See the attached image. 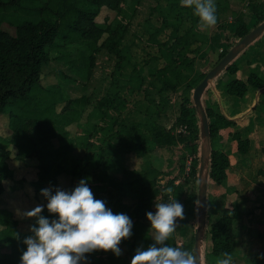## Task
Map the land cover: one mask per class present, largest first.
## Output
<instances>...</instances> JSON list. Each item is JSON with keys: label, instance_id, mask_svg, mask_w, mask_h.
I'll list each match as a JSON object with an SVG mask.
<instances>
[{"label": "rangeland", "instance_id": "1", "mask_svg": "<svg viewBox=\"0 0 264 264\" xmlns=\"http://www.w3.org/2000/svg\"><path fill=\"white\" fill-rule=\"evenodd\" d=\"M215 3L217 23L202 31L193 8L182 5L180 0H143L135 17L126 21L129 26L122 33L124 40H116L111 45L107 43L111 34L106 28L114 27L115 22L121 23L124 18L118 13L116 3L114 7L103 6L95 17L96 23L104 28L103 33L80 45H72L84 49L86 58L90 52L85 48L87 43L99 48L94 69L77 71L84 67V59L68 69L58 60V47L49 50L50 61L40 74L37 97L40 111H47L40 119L25 121L20 129L25 138L36 140L37 131L46 119L58 136L53 139L55 148L69 145L62 154L54 156L64 171L50 183L52 171L44 170L47 160L40 156L39 150L21 157L13 143L9 115L0 111V162H4L8 172L5 191L0 195V210L14 222L6 226L10 229L6 238L14 239L18 232L31 233L30 226L36 218H28L23 213L37 205H46L41 189L71 190L80 179L87 177L95 198L104 200L114 212H124L133 222L141 223L148 246L154 241L146 212H154L155 203L179 200L184 206V216L177 218L176 231L165 243L193 253L201 128L199 122H195L194 128L179 122L181 102L185 96L192 102L195 76L210 70L217 54L229 50L238 41L233 33L235 19L248 14V28L253 29L258 21L251 7L264 8V0H215ZM161 22L168 26L158 33L156 41L173 56L180 51L188 65L172 63L167 50L160 51L152 43L150 47L148 37L161 27ZM182 125L188 126L187 133L179 132ZM193 135L200 138L198 147L194 146L197 140ZM189 158L192 165L198 162L194 175H191V164L190 172L185 171ZM131 172L148 173L157 194L147 205L138 206L134 199L125 196L122 210L118 203L109 201L113 192L109 183L132 178ZM39 177H44L41 187L37 185ZM191 197H195L194 202H190ZM42 213L51 216L46 207ZM8 241L4 239L0 243V258L14 255V264L17 260L20 264L26 246ZM133 241V236L122 240L121 255L113 256L110 264H130L133 255L128 250ZM210 248L206 235L202 264ZM98 254L104 264H108L106 257L113 255L111 251H98Z\"/></svg>", "mask_w": 264, "mask_h": 264}, {"label": "trees", "instance_id": "2", "mask_svg": "<svg viewBox=\"0 0 264 264\" xmlns=\"http://www.w3.org/2000/svg\"><path fill=\"white\" fill-rule=\"evenodd\" d=\"M142 2L143 0H0V111H6L9 115L10 127L14 134L13 143L19 155L21 157L28 156L39 150L40 156L46 157L47 163H45L44 170L52 171L50 173V183H54L55 178L64 171L61 163L60 165L56 164L54 156L60 152L62 154L66 148H69V145L62 144L59 148H55L53 139L58 136L55 128L48 121H45L46 119L42 121V126L37 131L36 140L25 138L20 129L25 121L40 119L42 114L47 111L46 109L43 113L40 111L37 97L40 93V74L50 61L49 50L52 47H58L60 51L58 60L62 61L68 69H72L74 65L83 59L85 60L84 67L77 68V71H84L88 68L94 69L95 64L93 61L95 54L99 52V48H96L91 42L87 43L85 48L89 49L90 52L88 58H86L84 49L72 47V45H80L91 38L99 37L104 28L96 23L95 17L103 6L114 7L115 3L118 6V13L123 16L124 21L121 23L115 22L114 27L110 25L106 28L111 34L107 43L111 45L116 40H124L122 33H126L129 26L126 21L135 17ZM171 12L176 13V10L172 9ZM251 12L257 18L258 24L264 21V8L261 5L251 7ZM247 17L248 14L244 17H238L233 23V33L238 41L251 30L248 28ZM5 26L11 29H7ZM167 26L166 22H161V27H157L149 35L150 47L152 43L160 51L167 50L161 46L159 41H156L158 33L163 32L164 27ZM152 41H155V43ZM226 53L227 50H223L220 54H217L218 57L212 68ZM168 54L172 56L170 58L172 63L189 64L180 51L174 53V56L171 53ZM224 70L234 73L236 68L230 63ZM206 73L195 76L192 81L194 89ZM262 84L261 79L255 75H249L245 81L232 79L227 85L226 91L229 95L242 97L249 89L261 87ZM191 103V100L186 96L183 98L179 122H186L190 128H194L197 126L195 122H198V118ZM205 110L209 121L211 141L208 164L209 179L216 184H221L225 180L229 161L225 153L216 149L215 141L219 130L231 126L233 122L227 120L218 111H211L206 107ZM188 126L186 127L188 128ZM193 136H195L193 139L197 140H195L197 143L194 146L197 144L198 147L200 138H196V135ZM235 136L239 153H245L248 149V142L241 141L237 135ZM196 165H198V162L191 164V175L195 174ZM7 175L8 172L4 162H0V195L5 191ZM131 176L132 178L111 180L109 183L111 190H113L109 196V201L118 203L122 210L125 208L123 204L125 196L134 199L138 206L139 204L147 205L157 194L148 173L131 172ZM43 178L39 177V183L37 184L39 187H41ZM194 199L195 197H191L190 202H194ZM42 214L47 216L44 213ZM137 216L135 214V217ZM232 221L229 215H223L218 221L209 225L206 235L209 236L211 248L209 252L204 254L205 264H215L216 259L225 251L231 253L232 257L234 256L235 244ZM9 223L13 224L14 222L4 211L0 210V226L2 228L0 243H3L4 239H8V243L12 242L14 245L23 244L26 246L23 243L24 238L31 233L25 235L18 232L16 238H6L10 231L6 227L9 226ZM131 236H133L134 241L129 245L128 254L134 255L133 247L136 250V244L140 247H148L147 236L138 220L133 222ZM86 255L88 256L87 264H104V260L99 257L98 251H96V254L92 252ZM113 256L110 254L106 257L108 264L113 263ZM13 259L14 255H5L0 258V264H14Z\"/></svg>", "mask_w": 264, "mask_h": 264}, {"label": "clouds", "instance_id": "3", "mask_svg": "<svg viewBox=\"0 0 264 264\" xmlns=\"http://www.w3.org/2000/svg\"><path fill=\"white\" fill-rule=\"evenodd\" d=\"M180 3L193 8L200 30L216 25L215 0H180ZM88 179H80L71 190L41 189L46 205L23 213L36 219L30 226L31 234L24 238L26 249L20 264H87L86 254L95 251L121 255L120 243L131 237L133 221L126 213L114 212L104 200L95 198ZM45 207L51 216L42 214ZM154 207V212H146L154 242L148 247H138L130 264H197L191 251L165 243L176 231L177 218L184 216L183 204L174 199L155 203ZM215 264H233L232 254L223 252Z\"/></svg>", "mask_w": 264, "mask_h": 264}, {"label": "crops", "instance_id": "4", "mask_svg": "<svg viewBox=\"0 0 264 264\" xmlns=\"http://www.w3.org/2000/svg\"><path fill=\"white\" fill-rule=\"evenodd\" d=\"M231 64L235 72L224 70L202 98L204 107L233 122L219 130L215 141L229 166L223 183L208 181L206 217L209 224L223 215L232 218L233 264H264V33ZM249 75L261 79L262 86L249 89L242 97L227 93L232 79L245 81ZM235 135L248 142L245 153H239Z\"/></svg>", "mask_w": 264, "mask_h": 264}, {"label": "water", "instance_id": "5", "mask_svg": "<svg viewBox=\"0 0 264 264\" xmlns=\"http://www.w3.org/2000/svg\"><path fill=\"white\" fill-rule=\"evenodd\" d=\"M264 33V21L251 29L236 44H234L220 61L207 71L201 82L195 87L192 93V102L198 122L201 128V143L199 155V167L197 174V227L194 237L193 255L196 257L197 264H202L204 242L207 230L206 217V196L209 181L208 164L211 152L209 121L204 108L202 98L204 91L211 81L218 77L235 57L242 52L249 44Z\"/></svg>", "mask_w": 264, "mask_h": 264}, {"label": "built area", "instance_id": "6", "mask_svg": "<svg viewBox=\"0 0 264 264\" xmlns=\"http://www.w3.org/2000/svg\"><path fill=\"white\" fill-rule=\"evenodd\" d=\"M187 130V127L182 125L179 129V132H182V133H187L188 131ZM190 164H191V158H189L186 162V168H185V171L186 173H189L190 172Z\"/></svg>", "mask_w": 264, "mask_h": 264}]
</instances>
